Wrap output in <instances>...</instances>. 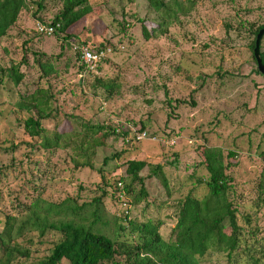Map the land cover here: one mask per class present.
<instances>
[{
  "label": "rangeland",
  "instance_id": "obj_1",
  "mask_svg": "<svg viewBox=\"0 0 264 264\" xmlns=\"http://www.w3.org/2000/svg\"><path fill=\"white\" fill-rule=\"evenodd\" d=\"M33 1H40L42 10L34 13L36 6L27 1L7 36L0 38V71L15 66L22 75L18 85L10 87L12 102L3 91L6 76H0V231L6 216H25L32 203L38 210L34 200L89 202L100 194V171L116 178L123 176L127 159L144 160L161 166L167 189L158 178L146 177L147 167L140 172L147 206H129L132 199L119 195L114 200L105 188L107 225L99 230L113 238L112 218L128 209L135 222H157L159 239L167 244L177 202L188 193L197 199L206 194L204 185L197 183L206 178V171L194 149L205 143L224 156L234 153L224 163L231 164L226 173L232 180L229 199L237 222L244 227L241 217L249 215L251 227L259 231L254 236H264V205L252 208L264 173V161L258 157L264 149V78L255 74L249 49L250 24L264 21V0H176L177 6L169 3V17L164 19L162 10H154L148 0H87L91 12L67 30L72 36L67 42L35 31L37 24L51 21L59 2ZM80 44L113 49L96 72L114 80L112 96L94 86L92 78L78 82L74 48ZM260 44L264 50V36ZM40 88L51 95L47 105L52 115L40 120L43 134L69 131L59 148L35 147L22 128L30 113L13 105ZM164 92L169 100L185 104L172 102L167 108ZM171 107L173 114H168ZM139 121L159 140L136 143L132 153L118 159L127 148L119 133L137 129ZM95 125L119 133L106 137L92 156L87 151L80 162L89 160L91 168L76 169L81 131ZM65 142L68 145L62 146ZM56 239L53 233L40 238L24 230L16 241L33 264ZM225 262L224 254L217 252L198 258L199 264Z\"/></svg>",
  "mask_w": 264,
  "mask_h": 264
},
{
  "label": "trees",
  "instance_id": "obj_2",
  "mask_svg": "<svg viewBox=\"0 0 264 264\" xmlns=\"http://www.w3.org/2000/svg\"><path fill=\"white\" fill-rule=\"evenodd\" d=\"M27 1L36 6L34 13H39L42 10L40 1L0 0V38L7 36L8 28L15 23ZM56 1L59 2L60 8L49 22L54 27L52 35L60 36L63 42H67L72 37L70 33H67V30L89 14L91 6L87 0ZM148 3L154 10H162L163 19L169 17V3L177 6L176 0H148ZM162 25H164V20L163 24L159 26ZM263 25L264 21L256 26L250 24L249 49L254 65L255 61L252 55L254 39ZM142 30L143 36H145L144 29ZM79 46L85 45L80 44L76 47ZM35 53L33 52L37 57L38 54ZM59 55H61V51L55 57ZM39 57L37 58L39 59ZM74 58L79 83H84L88 78H92L94 86L102 88L108 96L113 95L114 80L101 78L96 73L100 65L106 62L107 57L98 63L94 72H87L84 69L75 49ZM259 58L264 67V50H261L260 43ZM254 72L263 77L256 70V65ZM4 75L6 80L3 91L8 93L7 100L12 102L13 93L10 87L17 86L22 75L15 66L0 71V76ZM164 96L167 108L171 106L172 102L174 105L185 104L184 101L169 100L166 92H164ZM50 99L51 95L40 88L27 97H20L13 103L17 108H23L30 113L23 120L22 128L35 147L38 145L37 147L46 149L59 148V142L70 137L68 130H66L67 132L57 131L51 137L43 134L40 120L52 115L47 105ZM31 110H33L32 113ZM168 114H173L172 107ZM135 125L133 124V126ZM139 125L137 129H126L120 133L117 129L104 125L84 126L81 136L78 138L77 150L80 153L74 157V167L76 169L79 167L91 168L89 160L80 161L85 159L87 151L92 156L95 147L102 146L104 139L109 135L119 133L122 141L127 144V148L122 149L116 155L118 159L132 153L134 149L132 147L138 143L132 139V131L145 130L159 140L156 134L145 129L144 122L139 121ZM99 132L101 134L97 137L95 134ZM30 142H27L28 145H32ZM65 145L68 143L65 142L62 146ZM194 149L199 153L200 166L206 171L205 179H197V183L203 184L206 188V194L197 199L188 193L177 202L175 223L169 231L167 244L159 239L157 234L159 224L157 222L150 220L143 223L135 222L129 217L128 209L122 211L119 217L112 218L113 238L99 230V227L107 225L102 208V198L107 195L105 188H109L110 196L114 200L119 195L128 200L132 199L127 203L129 206L145 202V207L148 205L146 200L148 193L144 188L145 177L140 176V172L147 167L149 173L146 177L158 178L165 190L167 189L165 179L161 174V166L148 164L144 160L127 159L123 176L109 178L106 177L107 173L100 171L102 183V186L98 187L100 194L98 197L91 198L89 202L77 205L75 199L68 202L64 200L61 204H53L42 199L34 200L40 205L38 210L32 203L27 207L25 216L20 215L19 218L6 216L0 231V264H31L28 262V251L20 247L16 241L22 237L24 230L35 231L40 238L49 233L55 234L58 238L48 243V247L45 249L46 254L34 260L33 264H117L120 262L122 264H199L198 258L209 252L224 254L225 264H264V236L258 238L254 236L259 231L255 227H251L249 215L241 217L246 229L238 224L236 208L229 199L232 192V180L226 170L231 164L224 163V159L233 157L234 153L229 151L224 156L221 150L206 146L205 143L196 145ZM258 155L264 161V149ZM259 179L258 195L252 203L253 209L264 205V173ZM41 206L45 208H41ZM27 241L31 242V240Z\"/></svg>",
  "mask_w": 264,
  "mask_h": 264
},
{
  "label": "built area",
  "instance_id": "obj_3",
  "mask_svg": "<svg viewBox=\"0 0 264 264\" xmlns=\"http://www.w3.org/2000/svg\"><path fill=\"white\" fill-rule=\"evenodd\" d=\"M55 26L57 27V25ZM53 29L54 27L50 23L37 24L35 27L36 33L42 36H51L53 34ZM74 49L77 50L79 62L83 65L87 72H94L98 63L101 62L103 58L108 57L112 52V49L109 47L96 50L86 46H79L75 47ZM132 139L134 142L138 143L142 141H158L157 138L147 133L145 130L132 131Z\"/></svg>",
  "mask_w": 264,
  "mask_h": 264
},
{
  "label": "water",
  "instance_id": "obj_4",
  "mask_svg": "<svg viewBox=\"0 0 264 264\" xmlns=\"http://www.w3.org/2000/svg\"><path fill=\"white\" fill-rule=\"evenodd\" d=\"M264 34V25L262 26L261 29L258 30L256 33L255 39H254V44H253V49H252V55L255 61L256 65V70L258 73L264 77V67L262 66L259 58V43Z\"/></svg>",
  "mask_w": 264,
  "mask_h": 264
}]
</instances>
